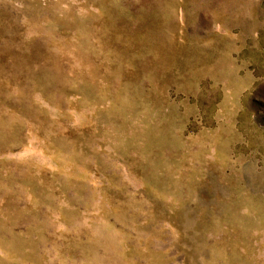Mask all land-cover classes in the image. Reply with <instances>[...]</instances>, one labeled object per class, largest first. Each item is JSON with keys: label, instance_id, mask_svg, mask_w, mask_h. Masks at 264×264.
Instances as JSON below:
<instances>
[{"label": "rangeland", "instance_id": "374dc122", "mask_svg": "<svg viewBox=\"0 0 264 264\" xmlns=\"http://www.w3.org/2000/svg\"><path fill=\"white\" fill-rule=\"evenodd\" d=\"M0 264H264V0H0Z\"/></svg>", "mask_w": 264, "mask_h": 264}]
</instances>
